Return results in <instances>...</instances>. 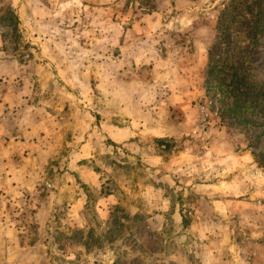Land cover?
<instances>
[{"label":"rangeland","instance_id":"obj_1","mask_svg":"<svg viewBox=\"0 0 264 264\" xmlns=\"http://www.w3.org/2000/svg\"><path fill=\"white\" fill-rule=\"evenodd\" d=\"M120 259L264 264V0H0V264Z\"/></svg>","mask_w":264,"mask_h":264},{"label":"trees","instance_id":"obj_2","mask_svg":"<svg viewBox=\"0 0 264 264\" xmlns=\"http://www.w3.org/2000/svg\"><path fill=\"white\" fill-rule=\"evenodd\" d=\"M118 222V219L116 218V221H115V223H117ZM124 224H120V227H122ZM139 242V240H135L133 243H134V246H136L137 245V243ZM113 264H141V263H139L138 261H134L133 263H127V261H125V260H118V261H115Z\"/></svg>","mask_w":264,"mask_h":264}]
</instances>
